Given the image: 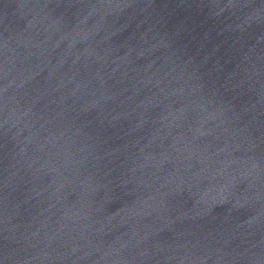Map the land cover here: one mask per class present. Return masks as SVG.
<instances>
[{
    "label": "water",
    "instance_id": "95a60500",
    "mask_svg": "<svg viewBox=\"0 0 264 264\" xmlns=\"http://www.w3.org/2000/svg\"><path fill=\"white\" fill-rule=\"evenodd\" d=\"M0 264H264V0H0Z\"/></svg>",
    "mask_w": 264,
    "mask_h": 264
}]
</instances>
